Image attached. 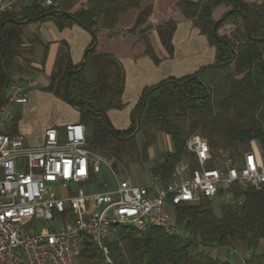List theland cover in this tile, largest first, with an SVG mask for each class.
<instances>
[{
	"label": "trees",
	"instance_id": "obj_1",
	"mask_svg": "<svg viewBox=\"0 0 264 264\" xmlns=\"http://www.w3.org/2000/svg\"><path fill=\"white\" fill-rule=\"evenodd\" d=\"M54 1L59 5L46 6L38 0L22 2L0 17V57L3 54L0 58V96H4L5 89L15 79V72L21 71L15 58L24 50L23 28L28 23L53 21L59 29L77 23L96 34L101 19L102 27L112 29L118 14L138 6L140 0H88L86 7L77 10H73L77 0ZM180 4L188 15L197 17L199 26L216 45V65L232 66L233 71L215 89L199 83L193 74L164 80L162 86L149 94L139 131L144 135L146 159L159 134L170 137L171 149L156 163L157 173L165 180L171 177L182 159L189 158L195 165L194 154L187 150V139L191 135L202 134L209 139L215 152L224 150L232 155L242 152H235L238 145L249 147L257 141L264 146V0H180ZM221 4L232 8L214 31L216 22L212 12ZM51 10L57 11L42 16ZM148 14L149 10L143 11L137 25L144 23ZM26 19L32 20L26 24L15 23ZM226 27L230 32L220 35L219 29ZM98 57L92 49L84 68L71 74V102L66 91L67 74L81 64L74 65L69 53L59 56L48 89H54L57 79L62 78L66 102L101 113L104 120L91 112L79 111L80 122L87 127L92 150L116 156L115 140L120 138L111 130L120 137L134 133L143 99L155 86L143 92L132 115L131 127L116 129L108 118L107 107H101L108 103V98L93 96L94 91L106 83V74L101 73L96 81H90L86 73ZM113 167L118 169L117 164ZM223 192L221 190L217 197ZM229 192L235 202H227L220 215L213 207L212 198L203 197L199 201L176 205L173 212L177 224L184 229L183 235H172L157 227L142 231L133 226H121L117 239L107 241L114 264H236L213 255L208 248H231L242 243L250 254L244 264H264V249L261 248L264 242V188L231 187ZM121 241L126 245V253ZM102 258L99 247L87 236L79 252V261L88 263Z\"/></svg>",
	"mask_w": 264,
	"mask_h": 264
},
{
	"label": "built area",
	"instance_id": "obj_2",
	"mask_svg": "<svg viewBox=\"0 0 264 264\" xmlns=\"http://www.w3.org/2000/svg\"><path fill=\"white\" fill-rule=\"evenodd\" d=\"M28 1L0 0V17ZM27 83L14 79L0 109V264H80L87 236L114 264L107 241L118 237L121 226L183 235L173 212L176 205L217 197L221 190V197L234 203L231 187L264 188V152L258 147L234 155L215 152L202 134L187 139L195 165L184 158L169 179L156 173L142 184L120 178L109 159L89 147L87 127L80 121L50 127L41 144L31 145L25 135L5 130L15 106L29 100ZM104 166L115 174L116 186L105 183L104 189L87 192ZM80 183L84 187L72 188ZM230 253L239 264L250 258L249 253Z\"/></svg>",
	"mask_w": 264,
	"mask_h": 264
},
{
	"label": "crops",
	"instance_id": "obj_3",
	"mask_svg": "<svg viewBox=\"0 0 264 264\" xmlns=\"http://www.w3.org/2000/svg\"><path fill=\"white\" fill-rule=\"evenodd\" d=\"M87 1L77 0L73 10L86 7ZM231 8L228 4L217 6L212 12L213 20L217 22ZM145 10H149L146 20L137 25L139 15ZM101 22L102 19L94 48L99 57L86 73L90 81H96L101 73L106 74V83L100 85L93 96L108 98L104 106L110 122L118 130L131 127L132 115L145 89L198 71L203 83L215 89L233 71L232 66L216 65V45L199 26L197 17L185 12L180 0H140L138 6L118 14L112 29L102 27ZM229 32V27L219 29L220 35ZM23 40L24 50L15 58L21 71L15 72V79L20 77L28 82L29 100L20 104L21 119L16 124H7L5 130L21 132L29 144L39 145L48 128L79 121L80 112L63 99L62 78L57 79L54 89L48 87L59 56L69 53L74 65L81 64L94 37L77 23L59 29L53 21H44L28 23L23 28ZM9 86L4 96H0V109L8 96ZM104 86L106 91L101 95L99 89ZM31 113L36 116L33 127L28 118ZM168 137L161 133L157 142L167 140L171 143ZM153 146L149 150L152 158L156 155ZM156 173L157 167L152 170V176Z\"/></svg>",
	"mask_w": 264,
	"mask_h": 264
},
{
	"label": "rangeland",
	"instance_id": "obj_4",
	"mask_svg": "<svg viewBox=\"0 0 264 264\" xmlns=\"http://www.w3.org/2000/svg\"><path fill=\"white\" fill-rule=\"evenodd\" d=\"M99 90H100L99 93L101 95H104V92L106 91V86L101 87ZM20 107L21 105L15 106V108L12 110V120L6 122V125L16 124L21 119L20 117L22 116V114L18 110ZM101 107L105 108L104 104ZM32 114L33 113L29 114L28 118L31 121L30 122L31 126L33 127V124H35L36 122H32V121L36 119V116ZM0 123H1V117H0ZM166 137L168 136L166 135ZM143 143H144V135L140 131H138L137 134H135L132 137L115 140V145L117 146L116 156H114L113 154H111V156H108L107 154L105 155L109 159L111 165L113 164L114 166L115 164H117L118 169L114 168V170L116 171V173H118L117 175L120 178L130 179L135 184L145 183L147 180H149L152 177V170L156 167V163L159 161V159H161L162 155L167 151H169L172 147L170 141L165 140L164 142H157L153 146L154 148H156L155 157L152 158L150 156L148 159H146L145 158L146 156L143 151ZM252 147H258L262 153L264 152V146H262L257 141L252 142L249 147H247L246 145H242V146L238 145L235 147L237 148L235 152L241 150L246 151L248 149H251ZM105 183L107 184L108 187H115L117 181L113 171L108 167L104 166L101 173H98L95 176L93 184H91L88 187L86 186L85 189L87 192L99 191L104 189ZM79 186L84 187V185L80 183L73 185L72 188L76 189ZM227 202L228 201L222 197L212 198L213 207L219 215L222 214V211L226 207ZM26 228H29V226H26ZM120 244L124 248V251L126 253L125 243L121 241ZM261 248L264 249V242L261 244ZM234 249H236L241 255H246L248 251L244 243L231 246V248L230 247L221 248L218 246H212L208 248V251H211V253L215 256H219L222 260L225 261L227 260L232 263L236 262V264H239L236 257L229 252ZM80 264H109V263L106 262L105 258H102V259H95L92 261H88V263L80 261Z\"/></svg>",
	"mask_w": 264,
	"mask_h": 264
},
{
	"label": "water",
	"instance_id": "obj_5",
	"mask_svg": "<svg viewBox=\"0 0 264 264\" xmlns=\"http://www.w3.org/2000/svg\"><path fill=\"white\" fill-rule=\"evenodd\" d=\"M56 11H57V10H51V11H49V12L43 14L42 16L51 15V14L55 13ZM66 13H67V12H66ZM35 19H38V18H35ZM221 19H223V18H221ZM221 19H220V20H221ZM30 20H32V19H26V20H24V21H15V20H14V21H15V23L26 24V23H28ZM220 20H218V21L215 23V25H214V31H216V28H217L218 22H219ZM92 34H93V37H94V44H93L92 46H90L89 48H87V50L85 51V54H84V56H83V60H82V63H81V65H80V67L77 68V69L69 70V71H68V74H67V78H66V91H67L68 100H69L70 102H71V99H70V97H69V82H70V76H71V74H73V73L80 72V71L84 68V66H85V64H86V58H87V55H88L89 51H91L92 49L95 48V45H96V43H97V35H96L95 33H92ZM248 36L252 38L250 32H248ZM2 55H3V54H1V57H2ZM235 55H236V54H235ZM1 57H0V58H1ZM195 78L197 79V81H198L199 83L204 84L203 81H202L201 78H200V71H198V72L195 73ZM170 82H172V83H177V82L174 81V80H171ZM163 84H164V82H162V83L156 85V86H155L154 88H152V89L149 91V93L144 97V99H143V105H142L141 111H140V113H139V115H138V117H137V120H136V121H137V126H136V130H135V132L132 133L130 136H127V137H120V136H118V135L115 133L114 130H111V131H112V134H113L114 136H117L118 138L123 139V138H129V137H132V136H134L135 134H137V132H138L139 129H140V121H141L142 113H143L144 108H145V106H146V103H147V99H148L149 94H150L151 92H153L154 90H157V89H158L160 86H162ZM204 85H205V84H204ZM72 106H73V105H72ZM74 107H75L78 111H80V112H83V111H84V112H91V113H93L97 118H99V119H101V120H104V117H103V115H102L101 113L96 112V111H94V110L91 109V108H80V107H76V106H74Z\"/></svg>",
	"mask_w": 264,
	"mask_h": 264
}]
</instances>
